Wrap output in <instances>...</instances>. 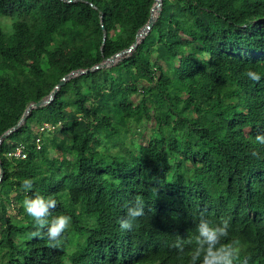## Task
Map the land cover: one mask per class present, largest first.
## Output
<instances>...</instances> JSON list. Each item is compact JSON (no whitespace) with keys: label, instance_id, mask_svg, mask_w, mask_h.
<instances>
[{"label":"trees","instance_id":"trees-1","mask_svg":"<svg viewBox=\"0 0 264 264\" xmlns=\"http://www.w3.org/2000/svg\"><path fill=\"white\" fill-rule=\"evenodd\" d=\"M154 1L0 0V135L64 75L127 49ZM131 118L149 127L143 145L126 142ZM258 134L264 0H162L130 53L68 79L0 143V264H189L200 220L221 218H230L228 239L241 242L239 264H264ZM16 144L25 158L7 155ZM37 194L57 200L49 220L71 217L56 247L47 227L9 211ZM137 198L144 215L123 230ZM177 239L191 241L183 253Z\"/></svg>","mask_w":264,"mask_h":264},{"label":"clouds","instance_id":"clouds-1","mask_svg":"<svg viewBox=\"0 0 264 264\" xmlns=\"http://www.w3.org/2000/svg\"><path fill=\"white\" fill-rule=\"evenodd\" d=\"M250 79L259 81L260 75L256 72L249 71L247 73ZM256 142L264 145V134L256 136ZM253 156L257 153L254 151ZM23 187L28 190L33 187V182L29 179L23 181ZM57 206V200L49 197L45 199L43 196L37 194L34 198H26L23 201L25 212L33 218L38 229L47 227V236L51 242L52 247L59 244L62 234L69 228L71 217L60 215L56 217L51 216V210ZM144 215V201L137 198L133 206L127 209V218L120 221V227L123 230H131L134 221ZM230 218H221L218 224H212L207 220L201 219L197 225L198 235L195 238V245L188 253L189 264H239L240 253L242 251L241 242L238 239L229 238ZM40 233L37 232L36 235ZM184 243H191V241H182L177 239L174 245L181 253L184 252Z\"/></svg>","mask_w":264,"mask_h":264},{"label":"water","instance_id":"water-1","mask_svg":"<svg viewBox=\"0 0 264 264\" xmlns=\"http://www.w3.org/2000/svg\"><path fill=\"white\" fill-rule=\"evenodd\" d=\"M161 4H162V0H155L154 1V4H153V6L151 7V10H150V16H149L146 24L141 29H139L136 32L134 42L127 49H124V50H121V51L115 53L113 56L105 59L103 62H101V63H99V64H97V65H95V66H93L91 68L73 70L70 73L64 75L59 80V82L54 86V88L51 90V92L46 97H44V98H42V99H40V100H38L36 102L30 103L25 108V110H24L22 116L20 117V119L18 120V122L14 126H12L7 131H5L4 133H2L0 135V143L2 142L3 139H5L7 137V135L9 133H11L14 130H16L25 121L27 115L29 114V112L32 109L38 108V107H41V106H44V105L50 103L53 100L54 95L56 94L57 90L62 85H64V83L68 79H70L71 77H74L76 75H79V74L91 72V71H93L95 69H98V68H101V67L104 68V67H107V66H111L115 62H117L118 60H120L123 57V55H125L127 53H130L131 50L134 49L137 46V44L142 40V38L144 37V35H146V33L152 27L153 23L155 22V19H156L157 14L160 12ZM154 11L156 12V14H154ZM2 175H3V167H2V164H1V161H0V180H1Z\"/></svg>","mask_w":264,"mask_h":264},{"label":"rangeland","instance_id":"rangeland-1","mask_svg":"<svg viewBox=\"0 0 264 264\" xmlns=\"http://www.w3.org/2000/svg\"><path fill=\"white\" fill-rule=\"evenodd\" d=\"M2 22L4 24L8 25L10 24V20L7 18H2ZM70 31V30H68ZM9 44H12V42H8ZM183 44H187V40H182ZM141 96L137 95V94H133L132 96H130V102L133 103L134 105L138 104L140 101ZM40 116H42L41 114H39ZM46 116V115H43ZM43 118V117H42ZM44 122H49V119L43 120ZM127 123L129 124V126L131 127V132L128 134L126 142L128 144L130 143H139V144H144L146 141V137L147 134L149 132V127L147 125V123L145 122L142 125H137L136 122L131 118V119H127ZM141 133V134H139ZM54 151V150H53ZM55 154L59 155L61 154V152L58 149H55L54 151ZM10 213L15 217L18 218L19 220H28L30 222V224H35L33 218L31 216H29L24 208L21 207V205H19L18 203H14L10 209H9ZM75 249L74 246H69L68 250L69 252L73 251Z\"/></svg>","mask_w":264,"mask_h":264},{"label":"built area","instance_id":"built-area-1","mask_svg":"<svg viewBox=\"0 0 264 264\" xmlns=\"http://www.w3.org/2000/svg\"><path fill=\"white\" fill-rule=\"evenodd\" d=\"M51 128V124L48 122H44L42 123L38 130L39 132H43V133H47L48 130ZM35 142L37 144V147L40 146V143H41V137L38 136L36 139H35ZM7 155L9 157H13V158H16V159H23L26 157L27 153H26V148L23 144H16L15 146H13L11 148V150L7 153Z\"/></svg>","mask_w":264,"mask_h":264},{"label":"bare ground","instance_id":"bare-ground-1","mask_svg":"<svg viewBox=\"0 0 264 264\" xmlns=\"http://www.w3.org/2000/svg\"><path fill=\"white\" fill-rule=\"evenodd\" d=\"M154 14H156L155 11H154ZM236 115H237V114H236ZM233 116H234V115H233ZM228 125H229V124H228ZM192 187H193V186H192ZM188 189H189V188H188ZM202 192H203V191H202ZM181 195H182V194H181ZM222 197H223V196H222ZM222 197H221V198H222ZM203 198H204V197H203ZM201 199H202V198H201ZM185 200H186V199H185ZM190 202H191V201H190ZM186 203H187V202H186ZM199 204H200V203H199ZM203 204H204V203H203ZM204 205H205V204H204ZM254 211H255V210H254ZM261 214H262V213H261ZM258 220H259V219H258ZM258 220H257V221H258ZM261 220H262V218H261Z\"/></svg>","mask_w":264,"mask_h":264}]
</instances>
